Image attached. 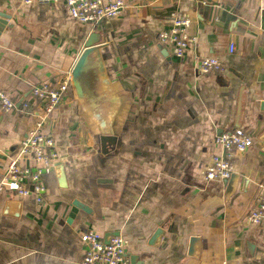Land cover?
<instances>
[{
    "label": "crops",
    "instance_id": "1",
    "mask_svg": "<svg viewBox=\"0 0 264 264\" xmlns=\"http://www.w3.org/2000/svg\"><path fill=\"white\" fill-rule=\"evenodd\" d=\"M124 2L115 18L91 25L72 19L62 3L0 0L9 15L0 30V92L15 103L0 107V178L41 119L57 155L44 175L45 204L0 192V264H80L79 234L89 230L125 238L136 264H264V0ZM176 10L189 18L194 38L181 57L157 40ZM92 33H99L104 73L118 98L114 141L105 145L70 80L47 117L29 97L32 85L70 77ZM205 57L221 70L198 73ZM240 100L239 128L253 145L232 157L230 183L206 180L204 166L223 153L214 134L236 128ZM20 161L35 167L28 157ZM74 199L87 211L70 217Z\"/></svg>",
    "mask_w": 264,
    "mask_h": 264
},
{
    "label": "built area",
    "instance_id": "2",
    "mask_svg": "<svg viewBox=\"0 0 264 264\" xmlns=\"http://www.w3.org/2000/svg\"><path fill=\"white\" fill-rule=\"evenodd\" d=\"M24 4H57L62 3L68 15L79 23L97 25L100 22L115 18L124 8V0H20ZM189 18L179 11L171 13V25L157 35L161 44L168 45L174 56L181 57L194 38L189 34ZM235 50V43L229 41L228 53ZM221 70V64L215 57L201 58L197 64V72L208 74ZM69 87V78L62 81L40 82L29 89V97L40 104L43 117H47L62 102ZM28 99L21 102V111H27ZM0 107L9 111L15 107L14 101L0 92ZM43 119L36 123L19 142L16 155L9 159L3 176L0 178V192L7 190L17 195H31L37 204H45L47 187L44 175L49 173L51 162L56 158L53 139L41 129ZM220 146L222 155L212 156L204 166L202 174L206 180L220 182L229 178L232 172L231 159L237 152H244L253 145L254 137L247 130L233 128L216 132L213 137ZM92 146L91 136L87 135V146ZM28 157L35 162V167L21 163L20 159ZM249 221V220H248ZM85 246L80 264H131L126 252L127 240L120 235L111 236L107 242L95 230L79 234Z\"/></svg>",
    "mask_w": 264,
    "mask_h": 264
},
{
    "label": "water",
    "instance_id": "3",
    "mask_svg": "<svg viewBox=\"0 0 264 264\" xmlns=\"http://www.w3.org/2000/svg\"><path fill=\"white\" fill-rule=\"evenodd\" d=\"M6 13L0 12V30L6 24L8 19ZM102 46L99 42V33H92L85 43V48L79 55L78 59L73 66L69 80L72 87L77 93V98L80 101L85 112L92 118V120L99 127L101 135L100 141L102 145L106 143H112L114 138L111 136L112 131L110 128L111 119L114 115L115 109L118 104V98L114 91L110 87V84L105 76L103 64L101 62L99 49ZM22 99L20 103L23 101ZM100 106V107H98ZM98 107V108H97ZM263 108V102L260 103V109ZM242 110V100L239 102L237 121L235 127L239 128V118ZM60 185L65 186L64 173L60 170ZM235 175L231 174L228 180L224 182H231V179ZM78 208H82L87 211L81 203L74 199L71 204L69 216L72 217ZM162 233V228L156 229L152 235L151 241L155 239L157 235ZM118 235V233L106 234L103 238L105 242L111 236ZM198 241L197 237H190L188 255H191L194 250V244ZM130 263L136 264L137 255H129Z\"/></svg>",
    "mask_w": 264,
    "mask_h": 264
}]
</instances>
